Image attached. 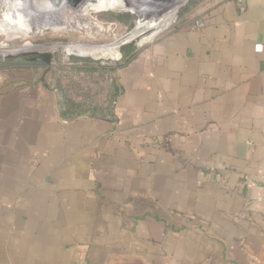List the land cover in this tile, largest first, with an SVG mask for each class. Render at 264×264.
I'll list each match as a JSON object with an SVG mask.
<instances>
[{
    "label": "crops",
    "instance_id": "obj_1",
    "mask_svg": "<svg viewBox=\"0 0 264 264\" xmlns=\"http://www.w3.org/2000/svg\"><path fill=\"white\" fill-rule=\"evenodd\" d=\"M116 70L75 110L0 78V264H264V0H211Z\"/></svg>",
    "mask_w": 264,
    "mask_h": 264
},
{
    "label": "rangeland",
    "instance_id": "obj_2",
    "mask_svg": "<svg viewBox=\"0 0 264 264\" xmlns=\"http://www.w3.org/2000/svg\"><path fill=\"white\" fill-rule=\"evenodd\" d=\"M82 1L78 6L65 7L63 12L79 8L95 23V28L88 25L89 31L78 32L64 25L63 14L52 11L51 6L48 9V0H0V60L13 62L11 65L0 63V78L46 83L54 88L61 108L64 98L85 104L108 105L115 94L116 68L127 62V52L132 48L137 53L163 32L194 22L211 2ZM112 2L116 4L113 8L110 7ZM126 13L134 21L130 26L108 20L113 14ZM142 16H145V23L132 32ZM31 51L50 52V63L32 60V56H18Z\"/></svg>",
    "mask_w": 264,
    "mask_h": 264
},
{
    "label": "bare ground",
    "instance_id": "obj_3",
    "mask_svg": "<svg viewBox=\"0 0 264 264\" xmlns=\"http://www.w3.org/2000/svg\"><path fill=\"white\" fill-rule=\"evenodd\" d=\"M62 1H64V2H67V1L72 2V0H62ZM75 2H82L83 3L84 1H82V0H76ZM47 3H48L47 4L48 9L51 6L52 11L59 12V14H63V16L65 17V23H64V25L67 24L68 27H70V28L72 27L73 29L77 30L78 32H82V31H84V29H87V31H89L90 28H92V27L95 28L96 27L95 26V23L93 22V20L92 19L90 20V18L87 19L88 16L86 14H84L83 12H81L79 10V8H77L76 10H69L71 12V15L73 14V16H71V15H69L70 12L66 11V13H63L65 11L63 8H61V7L60 8H56L54 5H52L51 2H50V0H48ZM72 11L73 12H76L77 11V12L76 13H72ZM79 21H80V23H79ZM22 25H23V27L25 26L24 24H22ZM88 25L90 26V28H88L89 27ZM20 27H21V25H20ZM81 27H82V30H81ZM17 29L18 28L13 29V30H17ZM57 29H58V27H57ZM86 52H87V50L85 51V54H86Z\"/></svg>",
    "mask_w": 264,
    "mask_h": 264
},
{
    "label": "trees",
    "instance_id": "obj_4",
    "mask_svg": "<svg viewBox=\"0 0 264 264\" xmlns=\"http://www.w3.org/2000/svg\"><path fill=\"white\" fill-rule=\"evenodd\" d=\"M115 5H116L115 2H112L110 7L113 8ZM108 20L120 21L121 23L126 24L128 26H130V22L131 23L134 22L133 19H131L130 14H128V13L121 14V15L120 14H118V15L113 14V15H111V17L108 18ZM143 23H145V16L141 17V20L139 21V23L136 25L135 29L132 32H134L136 30V28ZM127 53H128L129 58L133 57L136 54V53H134V49H132V48ZM0 63L2 65H11L13 62L10 60H8L6 62L0 60ZM62 105L65 106L68 110H75V109H79L80 107H82L83 103L80 101H74V100H71L68 98H64ZM63 114H66V112L65 113L63 112Z\"/></svg>",
    "mask_w": 264,
    "mask_h": 264
},
{
    "label": "water",
    "instance_id": "obj_5",
    "mask_svg": "<svg viewBox=\"0 0 264 264\" xmlns=\"http://www.w3.org/2000/svg\"><path fill=\"white\" fill-rule=\"evenodd\" d=\"M51 4L54 5L56 8H63L65 10V7L69 9L70 5H75L78 6L79 2H64L62 0H50ZM77 8V7H76ZM76 10V9H75ZM18 56L23 57V56H32V60H44L47 63H50L51 61V53L50 52H39V51H31V52H24L20 53ZM12 57V56H8Z\"/></svg>",
    "mask_w": 264,
    "mask_h": 264
},
{
    "label": "built area",
    "instance_id": "obj_6",
    "mask_svg": "<svg viewBox=\"0 0 264 264\" xmlns=\"http://www.w3.org/2000/svg\"><path fill=\"white\" fill-rule=\"evenodd\" d=\"M243 1V0H239ZM263 134V143H264V128L262 129ZM259 179H260V186L261 189L255 194V201L259 204H262L264 210V166L259 170Z\"/></svg>",
    "mask_w": 264,
    "mask_h": 264
}]
</instances>
